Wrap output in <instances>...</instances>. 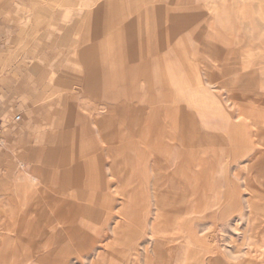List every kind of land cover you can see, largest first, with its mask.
Listing matches in <instances>:
<instances>
[{"label": "rangeland", "instance_id": "rangeland-1", "mask_svg": "<svg viewBox=\"0 0 264 264\" xmlns=\"http://www.w3.org/2000/svg\"><path fill=\"white\" fill-rule=\"evenodd\" d=\"M107 1L0 0V117L3 128L8 126L0 138V225L14 219L13 230L24 232L20 188L27 184L30 230L36 233L30 245L15 236L17 241L3 246L0 261L91 264L111 238L114 222L124 216L129 227L123 244L105 264H130L135 250L136 264H154V210L140 211L160 175V197L172 206L166 210L181 207V213H168L166 227L176 240L179 264H264V246L257 245L264 231L236 209L240 200L232 197L237 193L224 190L230 184H218L206 197L207 211L224 210L229 203L241 212L213 213L209 219L193 211L202 202L203 184L190 182L194 172L200 180L210 170L209 145L204 149L201 141L209 137L207 122L215 104L209 93L210 63L221 57L215 54L220 48H240L247 41L257 49L244 57H260L253 52L264 48V0H123L117 3L121 14L115 12L120 16L110 17L106 6L104 17H98L97 9ZM128 24L131 29L121 39L109 37ZM97 45L99 77L92 81L86 60L73 65L78 61L72 54ZM34 63L41 69L28 76ZM259 92L264 125V87ZM179 104L185 107L187 131H197L186 135L183 190L177 186ZM110 114V124L103 126ZM102 131L114 138L108 147L130 170L125 188L116 193L108 183ZM156 137L168 158L155 174L140 142ZM221 175H227L225 165ZM259 225L264 228V221Z\"/></svg>", "mask_w": 264, "mask_h": 264}, {"label": "crops", "instance_id": "crops-1", "mask_svg": "<svg viewBox=\"0 0 264 264\" xmlns=\"http://www.w3.org/2000/svg\"><path fill=\"white\" fill-rule=\"evenodd\" d=\"M122 1L123 0H108L102 7L97 9V16L104 17V7L106 6L108 7L107 14H109L110 17L111 15H115L116 17L120 16L115 12L121 10L117 7ZM94 13L95 11L88 14L91 16ZM128 26L129 27L123 28L121 31L118 30L114 34H110L109 37L112 39H121L123 36L122 34L131 29L129 24ZM243 29L247 32L246 26H243ZM99 49L100 47L97 45L87 48L81 54L76 50L74 54H72V57L78 61H72L73 65L84 62V59L86 60L85 63L89 65L87 68L88 72L86 73L88 77L87 79L92 81H96V79L98 81L99 77L96 72L99 64V56L97 54ZM256 49V46L252 45L250 41H247L243 47L220 48V51L215 52L216 55L221 56L216 58L215 62L210 63L211 73L209 93L211 99L215 101V104L211 107L208 122L207 120L204 121L209 124V132H205L209 137H202L201 140L204 149L206 148L207 143L209 145L206 150L209 151L208 160L210 170L209 173L201 177L200 180L199 177H197L198 173L196 174V172H194L195 176L193 179L190 178V182H200L203 184V187L200 186L202 191V202L198 205V208L193 211H196L197 213L202 211V213L205 214V218L209 219L212 217L213 213L234 214L242 211L241 213L249 214L248 223H251L256 230L264 231V228H261L259 225L260 222L264 221V211L257 210L264 208V201L261 203V200H264V125H262V106L258 103L261 96L259 89L260 87H264V74H262V71H264V48H261V52H253V54L260 55V57H254L253 60H250L249 57H244L245 55H249L251 50ZM213 53L214 52H211V54ZM46 59L47 58L43 60ZM40 69L41 66L38 63H34L29 67L27 74L28 76H31L36 74ZM230 99H232L234 103L230 102ZM112 116L113 115L110 114L103 119V126H108L110 124V118H112ZM186 118L185 107L179 104L177 114V186L180 190H183L186 181V135L194 134L196 136L197 134L196 130L187 131ZM161 119L163 125H169V122H167L165 118L162 117ZM94 123L98 125L97 120H95ZM242 123L244 125H242ZM5 127L6 128H3L4 133L8 132V126ZM100 127L102 128V126ZM104 134L105 131L103 132V135ZM206 139H208V142H205ZM101 143L104 146L103 157L107 161L108 183L113 184L110 188H113L116 193L125 188L130 177V170L123 160L115 154L113 148L108 147L109 144L115 143L114 138H107V135H104ZM140 145L142 151H144L152 161L153 172L156 174L163 171L162 163L168 158V153L163 149L161 139L156 137L151 140V142L142 139ZM204 153L206 154V152ZM204 153L203 155H205ZM249 159L251 160L250 162L248 161ZM224 165L227 169V175L225 178L221 175ZM161 177L160 175H156L151 193L152 201L149 199L148 195L140 213L146 212L148 215L151 208L154 210L153 220L150 223V234L156 238L154 264H179L175 259L176 246L174 244L176 240L170 237L173 236L172 232H169L166 227L169 225V217H167L168 213L175 211L176 213H181V207L179 205L177 210H166V207L172 206L171 203H164L160 197L159 187L163 182ZM224 182L230 184L229 187H225V191L229 188L237 193V197L233 196L232 198H239L240 203H236V209H241V211H234V205L229 203H227L224 210L217 212L207 211L206 197L209 195L211 198L215 188L218 189V184L220 188H223L222 184ZM106 186L107 184L104 183V190L107 188ZM20 192L22 193L23 204L25 206L22 218L24 232L20 231V234L15 232L12 228L14 227V221H12L14 219L10 220V218H7L9 224L6 226L4 225L5 227L0 225L1 254L3 246H5L6 243H9V241L15 240V236L20 238V241H22L21 243L24 245H30V240L36 236V233H31L30 230L33 221L32 208L28 200L31 186L27 184L22 186ZM225 197L228 199L229 195L226 194ZM179 204L181 203L179 202ZM125 205L126 197L122 201L121 207H124ZM7 206L9 212L13 213L12 208L14 207V200L9 199V201H7ZM250 208L252 211L249 210ZM119 215L122 214L119 212ZM177 224L179 230L183 229V221L177 222ZM127 227H129V220L124 216L120 219L118 218V220L114 222L111 228V238L103 244V247L97 252L96 257L91 264H105L112 260L111 256L116 252L115 248L123 244L125 235L124 230ZM6 231L10 234L15 232V235L9 234L5 236L4 232ZM15 241H17V239ZM257 242V245L264 246V232L259 233ZM47 243L49 245L50 241ZM64 249L63 245V247L59 248V251L62 252ZM137 255V250H135L131 255L129 261L130 264L137 263ZM0 264H3V262L0 261Z\"/></svg>", "mask_w": 264, "mask_h": 264}, {"label": "built area", "instance_id": "built-area-1", "mask_svg": "<svg viewBox=\"0 0 264 264\" xmlns=\"http://www.w3.org/2000/svg\"><path fill=\"white\" fill-rule=\"evenodd\" d=\"M2 133H3V121H2V119L0 117V138L2 136Z\"/></svg>", "mask_w": 264, "mask_h": 264}, {"label": "bare ground", "instance_id": "bare-ground-1", "mask_svg": "<svg viewBox=\"0 0 264 264\" xmlns=\"http://www.w3.org/2000/svg\"><path fill=\"white\" fill-rule=\"evenodd\" d=\"M125 176V175H124ZM99 262V261H98ZM99 264V263H98Z\"/></svg>", "mask_w": 264, "mask_h": 264}]
</instances>
